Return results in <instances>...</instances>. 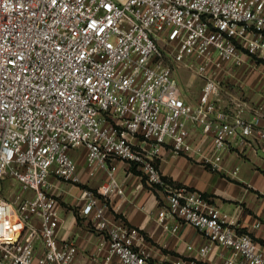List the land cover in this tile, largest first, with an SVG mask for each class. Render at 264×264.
Instances as JSON below:
<instances>
[{
  "label": "built area",
  "instance_id": "2783aa9c",
  "mask_svg": "<svg viewBox=\"0 0 264 264\" xmlns=\"http://www.w3.org/2000/svg\"><path fill=\"white\" fill-rule=\"evenodd\" d=\"M252 59L264 62V0H0V180L24 192L0 189V264H77L78 244L58 235L48 190L51 176L81 181L77 146L90 175H107L81 210L98 234L99 264H164L139 245V227L109 214L119 160L164 190L161 221L172 216L206 236L201 254L223 247V264H264V236L237 232L207 196L170 186L156 162L165 143L194 150L188 122L202 125L215 150L264 149V112L239 96L228 108L220 99L217 73ZM181 65L204 80L196 103L183 97Z\"/></svg>",
  "mask_w": 264,
  "mask_h": 264
},
{
  "label": "crops",
  "instance_id": "0c3cea01",
  "mask_svg": "<svg viewBox=\"0 0 264 264\" xmlns=\"http://www.w3.org/2000/svg\"><path fill=\"white\" fill-rule=\"evenodd\" d=\"M242 70L244 65L238 66ZM237 67V68H238ZM249 67H252L249 65ZM256 70L264 68V62L257 64ZM202 78V77H201ZM247 82L242 92L224 89L221 102L227 108L234 97H242L251 105L264 112V75ZM181 85V84H180ZM203 86V85H202ZM182 87V86H181ZM202 89V87H201ZM182 87L183 97L196 103ZM253 111L246 112L252 117ZM264 122V118H262ZM194 150L189 153L175 152L165 143L156 157L157 165L172 187L186 186L207 196L222 211L225 221L239 233L249 232L256 240L264 236V149L250 146L215 150L210 134L204 132L201 124L188 122ZM137 145L150 148L151 144L138 139ZM70 154L78 164L80 182L50 178L48 190L58 199L61 222L60 237L72 236L78 244L77 264H99L94 253L98 234L91 232L81 210L87 200L88 190H97L106 181L105 171L89 174L87 150L77 146ZM116 177L119 187L106 197L109 214H114L127 224L140 228L144 238L140 246L159 263L168 264L181 258L182 264H223L227 252L223 247H214L209 253L201 254L199 247L208 242L206 236L194 225L167 216L158 218L160 207L166 201L164 190L147 181L144 173L135 165L119 160ZM165 223L169 228H165ZM179 223L177 231L170 228ZM188 245H193L190 249Z\"/></svg>",
  "mask_w": 264,
  "mask_h": 264
},
{
  "label": "rangeland",
  "instance_id": "374dc122",
  "mask_svg": "<svg viewBox=\"0 0 264 264\" xmlns=\"http://www.w3.org/2000/svg\"><path fill=\"white\" fill-rule=\"evenodd\" d=\"M244 69L239 70L238 65L233 66L232 64H225L224 68L221 69L217 76L221 80L224 89L234 90L235 92H242L245 90L244 86L252 78V81L255 80L258 76L264 75V68L256 70V65L260 64L259 60H247ZM252 66V67H249ZM238 67V68H237ZM176 75L179 78L181 86L189 93V97L194 99L199 93L204 80L201 76L195 71L194 67L188 66H179L176 69ZM224 91V90H223ZM225 92V91H224ZM3 188L2 194L13 197L14 195L20 193L23 194L22 185L19 181L11 182V180H0V189ZM29 195H33V191L28 192Z\"/></svg>",
  "mask_w": 264,
  "mask_h": 264
}]
</instances>
